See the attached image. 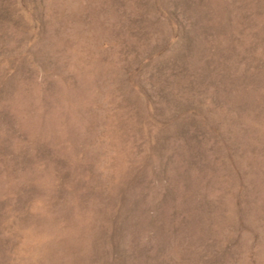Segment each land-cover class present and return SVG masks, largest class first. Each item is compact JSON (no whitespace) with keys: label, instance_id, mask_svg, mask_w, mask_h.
I'll use <instances>...</instances> for the list:
<instances>
[{"label":"rangeland","instance_id":"rangeland-1","mask_svg":"<svg viewBox=\"0 0 264 264\" xmlns=\"http://www.w3.org/2000/svg\"><path fill=\"white\" fill-rule=\"evenodd\" d=\"M0 264H264V0H0Z\"/></svg>","mask_w":264,"mask_h":264}]
</instances>
